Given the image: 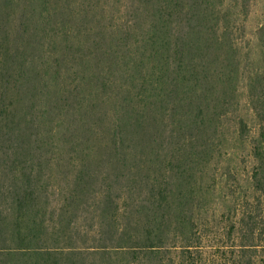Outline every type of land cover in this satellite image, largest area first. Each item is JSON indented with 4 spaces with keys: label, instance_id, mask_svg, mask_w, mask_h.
I'll list each match as a JSON object with an SVG mask.
<instances>
[{
    "label": "trees",
    "instance_id": "trees-1",
    "mask_svg": "<svg viewBox=\"0 0 264 264\" xmlns=\"http://www.w3.org/2000/svg\"><path fill=\"white\" fill-rule=\"evenodd\" d=\"M251 3L0 0V264H264Z\"/></svg>",
    "mask_w": 264,
    "mask_h": 264
},
{
    "label": "rangeland",
    "instance_id": "rangeland-1",
    "mask_svg": "<svg viewBox=\"0 0 264 264\" xmlns=\"http://www.w3.org/2000/svg\"><path fill=\"white\" fill-rule=\"evenodd\" d=\"M264 0H252L247 22L248 37L255 39V33L263 23Z\"/></svg>",
    "mask_w": 264,
    "mask_h": 264
}]
</instances>
